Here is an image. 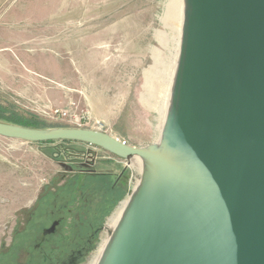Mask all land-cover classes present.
<instances>
[{
    "label": "water",
    "instance_id": "water-1",
    "mask_svg": "<svg viewBox=\"0 0 264 264\" xmlns=\"http://www.w3.org/2000/svg\"><path fill=\"white\" fill-rule=\"evenodd\" d=\"M0 136L141 160L138 184L93 264H264V0H184L156 142L3 120ZM86 151L70 153V162L94 165Z\"/></svg>",
    "mask_w": 264,
    "mask_h": 264
},
{
    "label": "rangeland",
    "instance_id": "rangeland-1",
    "mask_svg": "<svg viewBox=\"0 0 264 264\" xmlns=\"http://www.w3.org/2000/svg\"><path fill=\"white\" fill-rule=\"evenodd\" d=\"M169 2L0 0V46L9 45L12 55L19 52L28 76H37L33 70L43 73L39 87L26 84L23 98L1 78L14 66L0 65V115L54 127L76 125L52 119L53 110L92 111L105 121L107 132L129 144L156 142L163 119L147 102L165 51L163 36L173 29ZM86 149L0 136V264H12L63 196L71 198L73 209L62 227L67 237L87 235L98 223L95 249L82 262L90 264L105 224L131 194L140 171L102 149L84 152L94 165L70 162L76 159L70 153Z\"/></svg>",
    "mask_w": 264,
    "mask_h": 264
},
{
    "label": "flooded vegetation",
    "instance_id": "flooded-vegetation-1",
    "mask_svg": "<svg viewBox=\"0 0 264 264\" xmlns=\"http://www.w3.org/2000/svg\"><path fill=\"white\" fill-rule=\"evenodd\" d=\"M70 200L65 196L56 199L54 209L45 215V223L25 242L12 264H82L98 234V223L92 224L90 234L74 233L67 237L62 227L73 213V209L68 207ZM58 237L61 239L59 244Z\"/></svg>",
    "mask_w": 264,
    "mask_h": 264
},
{
    "label": "bare ground",
    "instance_id": "bare-ground-1",
    "mask_svg": "<svg viewBox=\"0 0 264 264\" xmlns=\"http://www.w3.org/2000/svg\"><path fill=\"white\" fill-rule=\"evenodd\" d=\"M168 8V21H170V24L171 26H173V29L170 31V33L165 34L166 36H163V45L165 51L161 52L160 54L159 69L156 74L152 77V88L149 91V97L147 102L151 111H155L159 119H163L162 129H160L159 123L156 124V127L160 129L161 133L164 126L166 111L169 106V89L182 39L184 0H170ZM153 100H155V103H152ZM131 165L133 167H136L140 172L143 169V165L140 159L132 161ZM129 197L130 195L126 197V199L120 204L118 209L115 211V214L108 220V224H106L105 228L106 231L104 232V236L99 247H101L103 240L113 221L128 203ZM96 255L93 257L90 264H93Z\"/></svg>",
    "mask_w": 264,
    "mask_h": 264
},
{
    "label": "crops",
    "instance_id": "crops-1",
    "mask_svg": "<svg viewBox=\"0 0 264 264\" xmlns=\"http://www.w3.org/2000/svg\"><path fill=\"white\" fill-rule=\"evenodd\" d=\"M4 33V32H3ZM3 35L0 34V37H2ZM7 47H9V45H7L6 47H1L0 46V65L1 67L4 69V66L6 65H13V71L10 69H6L5 70V74L1 77L3 82H5L8 87L16 94L19 95L20 97H27L28 96V91L25 89V86L28 82L33 83L38 85L42 84V76L37 70H33L32 72H34L35 75L37 76H33L30 77L26 74L25 68L27 69L26 66H23L24 69H22L23 67L20 65L22 63L21 60V56L19 54L18 51L14 50V54L12 55L10 53V51H6ZM23 50V49H21ZM24 51V50H23ZM56 58V57H55ZM53 58L50 59V61H52ZM20 65V66H19ZM51 65V63H50ZM16 66H18V68H16ZM22 67V68H21ZM21 68V69H19ZM46 75V74H44ZM40 90V88H39ZM37 93L35 92V95Z\"/></svg>",
    "mask_w": 264,
    "mask_h": 264
},
{
    "label": "built area",
    "instance_id": "built-area-1",
    "mask_svg": "<svg viewBox=\"0 0 264 264\" xmlns=\"http://www.w3.org/2000/svg\"><path fill=\"white\" fill-rule=\"evenodd\" d=\"M51 117L54 120L67 121L68 123L74 124L79 127H90L93 129L107 131L105 127V121L93 114L92 111H83L82 113L77 114L76 112L73 113L70 110L56 109L53 110V113H51ZM85 146H87L88 149L91 148L94 151L98 149L88 144H85ZM137 184V180L132 182V191L137 186Z\"/></svg>",
    "mask_w": 264,
    "mask_h": 264
},
{
    "label": "trees",
    "instance_id": "trees-1",
    "mask_svg": "<svg viewBox=\"0 0 264 264\" xmlns=\"http://www.w3.org/2000/svg\"><path fill=\"white\" fill-rule=\"evenodd\" d=\"M0 120L13 122V123H17V124H22V125H26V126H33V127H51L50 125L38 124L37 121L21 120V119H18V118H14L13 119V118L6 117V116H3V115H0ZM49 142H53V141H49ZM90 232L88 231V234H90ZM97 236H98V234L94 237V240H93L92 246H91V251L93 249H95V246H96V243H97L96 242L97 241Z\"/></svg>",
    "mask_w": 264,
    "mask_h": 264
}]
</instances>
